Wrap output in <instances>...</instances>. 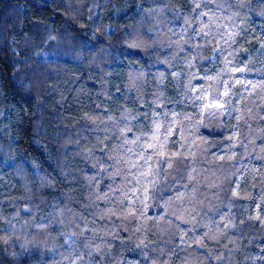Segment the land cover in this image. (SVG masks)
I'll list each match as a JSON object with an SVG mask.
<instances>
[{
	"label": "trees",
	"instance_id": "16d2710c",
	"mask_svg": "<svg viewBox=\"0 0 264 264\" xmlns=\"http://www.w3.org/2000/svg\"><path fill=\"white\" fill-rule=\"evenodd\" d=\"M0 264H264V0H0Z\"/></svg>",
	"mask_w": 264,
	"mask_h": 264
}]
</instances>
